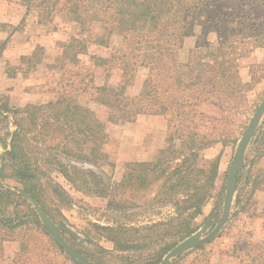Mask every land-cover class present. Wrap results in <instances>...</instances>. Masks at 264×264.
Masks as SVG:
<instances>
[{"label": "trees", "instance_id": "obj_1", "mask_svg": "<svg viewBox=\"0 0 264 264\" xmlns=\"http://www.w3.org/2000/svg\"><path fill=\"white\" fill-rule=\"evenodd\" d=\"M40 4L46 5L47 13H57L59 9L78 25L80 36L61 44V54L55 60L61 66L79 64V56L86 53L88 44L109 46L115 33L123 35L122 47L113 50L109 57L92 56L96 64L107 69L116 64L122 71L116 86L109 82L91 86L95 101L106 107L109 121L133 122L140 115H161L167 121V145L159 151L157 159L125 164L123 178L115 185L94 170H83L58 157L49 160L74 187L87 195L107 199V207L114 211L152 201L161 206L171 205L173 214L162 221L140 227L128 223L118 227L98 226L107 231L106 237L115 249L150 247L144 264H159L177 240L194 233L195 220L216 196L220 157L204 159L202 151L216 140L210 139L203 129L224 121L228 111L234 113L245 100L244 92L250 83L241 79L240 59L264 48V0H42ZM199 19L203 31L188 60L179 62L178 51ZM94 23L101 27L98 34L93 31ZM210 33L217 35L216 43L208 41ZM44 51L38 47L31 55L22 56L19 64L26 62L28 69L36 67L42 62L40 55ZM141 68L146 69V77L140 92L131 95L128 87ZM70 72L63 91L68 87L73 90L80 83L79 89L86 92L94 81L91 74L82 70L77 72L75 81L74 73ZM43 107L51 112L39 114L34 111L37 107L31 105L22 111L12 108L8 101L0 104V115L12 117L17 127L7 133L10 142L3 136L0 142L5 149L10 146L12 159L19 162L20 176L30 183L25 190L42 205L37 185L44 172L31 162L26 146L31 124L43 135L53 138L57 132L64 135L68 142H62L63 153L72 159L97 164L108 157L103 152L105 124L89 108L77 103L67 92ZM254 145L253 166L264 158V119ZM260 173H264V168ZM259 177L260 174L252 182L248 201L259 189ZM155 188L157 193L150 197ZM53 194L63 204L71 202L59 184L53 187ZM5 195L12 193L1 192L0 199ZM218 195L221 199L223 190ZM241 202L237 193L236 206ZM170 238L174 242L169 243ZM159 245L162 246L156 248ZM27 248L28 244L21 242L15 264H21L20 254ZM237 258L240 264L245 263L244 258ZM257 259V264H264V250L246 263L256 264ZM209 263L206 258L204 264Z\"/></svg>", "mask_w": 264, "mask_h": 264}, {"label": "rangeland", "instance_id": "obj_2", "mask_svg": "<svg viewBox=\"0 0 264 264\" xmlns=\"http://www.w3.org/2000/svg\"><path fill=\"white\" fill-rule=\"evenodd\" d=\"M41 1L0 0V19L8 20L7 23L0 26L2 27L1 31L8 34L15 30L22 31L29 23H35L37 26L47 28L54 36L50 46L37 45L30 54L20 55V57L14 52L3 53L5 45L1 46V44L7 43L8 38L1 40L0 104L3 101H8L12 108H19L22 111L31 105L37 108L29 109H34L39 114L50 113L51 109L43 106L49 102H55L61 94L67 92L77 103L89 108L105 124L106 140L103 152L108 157L97 164L66 156L63 153L62 143L67 141L64 135L57 132L56 138L46 136L39 133L40 129L36 125L29 124L32 131L27 135L26 146L30 160L44 172L40 174L37 190L49 216L56 223L66 224L77 233L78 236H73L63 232L67 242L93 264H144L152 248L117 250L114 244L107 239V231L98 226L118 227L127 226L128 223L140 227L167 219L173 214V207L171 205L161 206L156 201H152L142 203L129 210L126 208L120 212L114 211L107 207V199L87 195L74 187L49 164V160L58 157L83 170H94L104 176L109 183L115 185L123 178L125 164L157 159L159 151L167 145V121L161 115H140L133 122L114 123L109 121L106 107L95 101L94 90L91 86H99L106 82L116 86L121 80L122 71L116 64H110L108 69L104 65L96 64L92 56L109 57L113 50L122 47L123 35L115 33L111 37L109 46L90 43L86 53L80 54L79 64L61 66L60 61H55L61 54V44L70 41L73 36H80L79 28L77 24L69 21L64 13L59 12V9L57 13H47L46 5L40 4ZM93 31L95 34L101 32L99 23L93 24ZM202 31L203 23L199 19L195 21L192 32L185 37L184 44L178 51L179 62L188 60L190 51ZM208 41L216 43L217 35L215 33L208 34ZM38 47L45 49L40 55L41 63L29 69L26 67V62L19 64L22 56L31 55ZM250 56L251 53L240 59V70L244 72V76L240 73L241 79L244 83H250L248 90L244 92V102L242 101L238 105L234 113L228 111L224 121L218 122L214 126L208 124V127L203 129V133L216 141L206 147L202 151V155L205 160L220 157L219 178L216 196L204 207V213L195 220L194 233L203 227L213 212L216 214L209 231L219 222L223 212L227 174L238 143L256 108L264 99V56H257V61L249 64L247 59ZM15 58H17V62L11 63ZM244 60L246 61L244 62ZM70 70L74 73L72 78L75 81L79 70L92 75L94 81L86 92L79 89L80 83H77L73 90L68 87L66 91H63L66 88V78L72 75ZM146 74L147 71L144 68L137 71L134 82L128 87V92L131 95H137L140 92ZM248 76L251 78L247 81L245 79ZM13 121L14 119L10 116L4 118L2 114L0 115V136L5 137L7 142H10L7 133L17 129ZM256 134L248 147L246 160L240 171L241 181L237 183L238 192L236 195L237 193L241 195V204L236 206L234 201L226 225L213 239L181 254L173 260V264H204L206 258L210 259L209 264H240L237 256L244 258V264H247L249 258L264 250V180H262L264 173H260L264 167L260 161L256 162L254 166L252 165ZM69 142L71 143L70 140ZM55 145L58 147L55 148ZM9 152L10 146L5 149L0 142V155L5 157L4 171L1 176L4 187L0 190V195L5 191L12 193L11 196L5 195L0 199V239H14L20 243L28 244L27 251L20 254L21 264H78L55 241L43 225L30 200L12 190L14 188L25 190L27 184L30 183H27L21 177L22 175L20 176L19 162L14 161ZM258 174H260L259 180L261 181L259 189L248 201L252 182ZM58 184L69 195L71 199L69 204L61 203L53 194V187ZM222 190L223 195L220 199L218 193ZM156 193L157 188L152 191L150 197ZM182 240H177L172 248ZM0 241L2 242V240ZM5 241L0 242V264H11L4 258ZM168 242H174V239L170 238ZM239 248L242 249L239 250ZM229 254L233 258L229 257Z\"/></svg>", "mask_w": 264, "mask_h": 264}, {"label": "water", "instance_id": "obj_3", "mask_svg": "<svg viewBox=\"0 0 264 264\" xmlns=\"http://www.w3.org/2000/svg\"><path fill=\"white\" fill-rule=\"evenodd\" d=\"M264 118V99L260 102L256 108L244 134L242 135L236 152L234 154L231 166L229 168L227 179H226V190L224 194V205L223 212L219 219V222L209 231L212 221L215 218V212L211 214L209 219L203 225V227L197 232L189 235L181 242H179L175 247H173L162 259L159 264H173V260L180 256L181 254L197 248L209 240L213 239L226 225L235 201L237 192L238 175L244 166L246 160V154L248 147L254 138L262 120ZM5 166V157L0 155V190L4 187V183L1 179L2 173ZM20 195L28 198L30 202L35 207V210L42 221L43 225L54 237L55 241L63 248L65 253L78 264H93L87 258H85L80 252H78L74 247H72L63 235V232H67L73 236H78L77 233L68 225L62 223H56L49 214L42 207L40 202L29 192L24 189L14 188Z\"/></svg>", "mask_w": 264, "mask_h": 264}, {"label": "crops", "instance_id": "obj_4", "mask_svg": "<svg viewBox=\"0 0 264 264\" xmlns=\"http://www.w3.org/2000/svg\"><path fill=\"white\" fill-rule=\"evenodd\" d=\"M7 19H0V26H2L4 23H7ZM2 27H0V42L4 38H8L7 43H3L2 45H5V49L3 53H12L14 52L15 54L20 57V55H28L30 54L34 48L37 45L40 46H50L53 42V34L48 31L47 28H43V26H37L35 23H29L24 30L22 31H11L9 34L7 32L1 31ZM6 35V37H5ZM264 56V49H257L251 53V56L247 59L249 61V64L252 62L257 61V56ZM12 59L11 63H14L16 61ZM246 60H244L245 62ZM259 61V60H258ZM17 62V61H16ZM248 64V65H249ZM249 68V67H247ZM240 73L242 76H244V72L240 70ZM251 76L246 77L245 80L248 81ZM261 165L264 167V158L260 160ZM4 249H5V256L4 258L6 259L7 262H11V264H15L14 260L17 254L21 250V243L17 240H6L4 242ZM229 257L233 258L232 255L229 254Z\"/></svg>", "mask_w": 264, "mask_h": 264}]
</instances>
